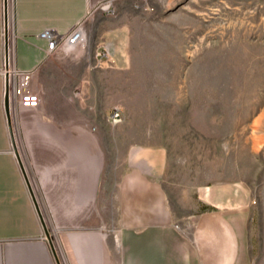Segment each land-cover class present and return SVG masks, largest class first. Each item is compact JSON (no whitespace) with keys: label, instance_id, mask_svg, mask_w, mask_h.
Masks as SVG:
<instances>
[{"label":"crops","instance_id":"0c3cea01","mask_svg":"<svg viewBox=\"0 0 264 264\" xmlns=\"http://www.w3.org/2000/svg\"><path fill=\"white\" fill-rule=\"evenodd\" d=\"M100 1L0 0V264H264V210L245 188L206 186L207 207L180 226L167 148L111 133L109 114L94 126L72 92L49 90L63 83L48 72L62 50L48 53L39 33L68 32ZM7 43L41 96L37 107L11 100V122Z\"/></svg>","mask_w":264,"mask_h":264},{"label":"rangeland","instance_id":"374dc122","mask_svg":"<svg viewBox=\"0 0 264 264\" xmlns=\"http://www.w3.org/2000/svg\"><path fill=\"white\" fill-rule=\"evenodd\" d=\"M114 6H91L84 42L51 58L48 72L63 83L49 90L72 92L94 126L109 114L111 133L167 148L164 183L180 226L207 207L208 185L238 184L264 210V0Z\"/></svg>","mask_w":264,"mask_h":264},{"label":"built area","instance_id":"2783aa9c","mask_svg":"<svg viewBox=\"0 0 264 264\" xmlns=\"http://www.w3.org/2000/svg\"><path fill=\"white\" fill-rule=\"evenodd\" d=\"M115 1L116 0H102L96 3V7H100L109 14H114ZM91 12L92 11L89 9L85 17L66 33H60L53 28H45L42 30L39 36L47 39L48 53H53L57 50L71 49L81 45L85 39L83 22ZM3 72L7 77L6 92H9V101L13 100L18 105L24 107H37L40 105L41 96L38 91H35L31 87V75L16 67L8 43L5 51V66ZM118 115L119 113L116 112L115 116Z\"/></svg>","mask_w":264,"mask_h":264},{"label":"water","instance_id":"95a60500","mask_svg":"<svg viewBox=\"0 0 264 264\" xmlns=\"http://www.w3.org/2000/svg\"><path fill=\"white\" fill-rule=\"evenodd\" d=\"M5 101H6V110H7V114H8V117H9V119H10V122H11V115H10V101H9V92H8V91L6 92V99H5ZM37 207H38V209H39V206H38V205H37ZM47 234H48V236H49V238H50V240H51V245H52L53 251H54L55 255L57 256L56 249H55V245H54V243H53V241H52V239H51V236H50V233H49L48 230H47ZM57 259L59 260L58 256H57Z\"/></svg>","mask_w":264,"mask_h":264},{"label":"trees","instance_id":"16d2710c","mask_svg":"<svg viewBox=\"0 0 264 264\" xmlns=\"http://www.w3.org/2000/svg\"><path fill=\"white\" fill-rule=\"evenodd\" d=\"M40 210V209H39Z\"/></svg>","mask_w":264,"mask_h":264}]
</instances>
